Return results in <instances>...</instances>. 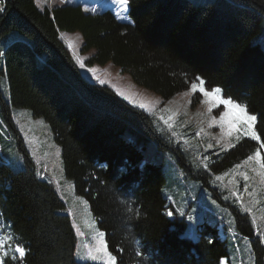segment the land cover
Here are the masks:
<instances>
[{"label":"trees","instance_id":"obj_1","mask_svg":"<svg viewBox=\"0 0 264 264\" xmlns=\"http://www.w3.org/2000/svg\"><path fill=\"white\" fill-rule=\"evenodd\" d=\"M3 3L0 116L13 132L22 167L0 161V221L26 249L24 257L9 252L6 264H101L75 259L70 214L52 183L36 173L14 125L11 108L20 106L48 123L63 173L88 202L117 264H221L227 256L219 223L199 221L196 238L184 233L186 217L174 212L163 193L161 162L148 157L164 155V149L230 208L236 229L250 241L254 264H264V241L248 214L223 201L211 183V173L258 142L243 138L212 154L207 168L194 167L156 131L143 108L84 76L60 36L78 30L80 52L93 49L87 66L111 62L163 99L201 77L208 90L219 87L225 98L246 105L264 140V49L252 41L264 21V0H129V20L108 7L86 11L80 2L51 8H40L36 0ZM10 32L13 39L1 46Z\"/></svg>","mask_w":264,"mask_h":264},{"label":"rangeland","instance_id":"obj_2","mask_svg":"<svg viewBox=\"0 0 264 264\" xmlns=\"http://www.w3.org/2000/svg\"><path fill=\"white\" fill-rule=\"evenodd\" d=\"M67 1L80 2L86 11H97L108 7L115 12L120 20H129L127 8L124 9L122 6H118L115 0H46L45 3L41 4H38L36 0V3L40 8L45 6L51 8L55 3H65ZM192 1L193 3H201L207 0ZM13 34L15 33L10 32L3 36L1 46L5 40L13 39ZM17 36L22 35L18 34ZM60 36L68 46L84 76L98 83H101V80L106 81L103 84L110 86L118 95L120 94L117 89L131 96L132 100L137 103H133L120 95L135 105L145 103L154 106L151 111L143 108L149 113L154 128L157 132L166 136L169 143L178 146L187 161L194 167L204 166L205 163L207 164L213 160L211 158L212 154L223 151L222 147L228 143L235 144L237 142L234 136H225L219 123H217L221 113L225 111L224 106L220 105L218 108H212L209 111V104L204 103L205 98L202 93L201 96L195 98L196 93L191 92L190 85L171 98L163 99L154 91L134 83L128 74L121 72L120 68L111 62L104 65L87 66L84 60L93 53V49L80 52L83 38L78 30L62 31ZM252 41L260 44L264 49V21ZM77 58L83 61L84 67L80 66ZM2 88L5 95H7L4 84H2ZM174 113L173 119L169 121V124H166L165 120L169 116H173ZM11 114L14 125L35 163L36 173L52 183L58 195L64 201L63 211L70 214L76 236L75 259L107 264V257L96 260L89 258V252L96 244L97 230H102L97 226L88 203L86 205L83 203L86 199L74 192L72 180L64 175L60 147L53 138L48 123L42 117L32 115L31 111L24 106L12 107ZM201 129H203L202 132ZM153 144L155 145L154 141ZM209 144L212 145L211 148L208 147ZM255 148H251L244 157L234 160L224 169L211 173V183L218 187L219 195L223 201L236 204L244 212H246V208L252 209L251 213H246L255 231L264 241V236L261 235V233H264V185L259 182L260 178L256 173L251 171V167H258V165L253 162L251 166L236 169L235 173L232 171L235 169V165L241 164L248 155L254 152ZM162 151L164 155L159 153L158 156L149 155L148 157L161 162L165 178L162 186L163 193L171 202L174 212L179 216L186 217L187 226L184 233L196 238V225L199 221L206 220L210 223H219L217 232L221 238L225 239L227 249V256L222 260H226L227 264H254L250 241L247 236L236 229L230 208L213 197L211 191L200 180L186 175L187 172L173 157L172 150L164 149ZM262 156H264V153H262ZM1 160L8 162L14 170L22 167V154L18 150L13 132L0 116ZM244 171L252 178L247 182L238 174ZM217 176L222 177V179L217 180ZM245 183L248 184L249 191L254 192L253 196L250 197L247 193H244ZM234 191L243 193L242 202L232 195ZM181 212L184 215H181ZM189 216L192 219H189ZM253 218H255V223H253ZM93 221H95L94 224ZM77 228H79V232H77ZM5 235L10 234L0 221V237ZM16 243L14 239L10 242L13 246ZM7 250L11 254L19 255L13 252L12 247Z\"/></svg>","mask_w":264,"mask_h":264},{"label":"snow or ice","instance_id":"obj_3","mask_svg":"<svg viewBox=\"0 0 264 264\" xmlns=\"http://www.w3.org/2000/svg\"><path fill=\"white\" fill-rule=\"evenodd\" d=\"M46 0H37L38 4L45 3ZM115 3L118 6H122L124 9L128 7L129 0H115ZM4 10V3L3 0H0V12ZM71 46V45H70ZM4 55V53L0 52V56ZM78 62L80 63L81 67H84V63L80 58H77ZM198 81V83H197ZM102 84L106 81L101 80ZM190 90L193 93H196L197 91L199 93H202L204 99V103L209 104V111L212 110V108H218L220 105H223L225 108V111H223L220 115V119L217 123H219V126L227 137H235V140L239 142L243 138H249L252 141L258 142V147L255 148L254 152L251 155H248L247 158L242 161L241 164L235 165V169L232 170L235 173L236 169H240L243 166H251L254 162L258 167H251V171L253 173H256V175L260 178V183L264 185V156H262V153H264V140H262V134L257 130V116L254 114H250V112L247 109L246 105L240 104L233 100L231 97L225 98L224 95H222V90L219 87L211 88L209 91L205 87V81L201 77H195V79L190 84ZM119 94L123 96L125 99H128L132 101L133 103H137L136 101L132 100V97L125 94L124 92L117 89ZM158 103V102H157ZM139 107L141 108H147L149 111L152 110V107L147 105L145 103H139ZM175 113L173 116H169L167 120H165L166 124H169V121L173 119ZM163 119V117H161ZM215 119V118H213ZM171 126V125H169ZM201 132L203 129L200 130ZM219 143V141H217ZM209 148L212 147L211 144L208 145ZM235 147L234 144L228 143L226 146L222 147V150H227L228 148ZM207 159V157H205ZM204 167L207 168L208 165L205 163ZM240 176L243 177V180L245 182L249 181L250 178L248 173L246 171L239 172ZM217 180L222 179V177L217 176ZM244 193H247L248 196H253L254 192L249 191V186L247 183L244 185ZM232 195L236 196L237 200H240L242 202L243 200V193L233 192ZM82 199V198H80ZM83 203L86 205L88 202L86 200L83 201ZM246 212L251 213V208H246ZM168 215H173L172 211L168 212ZM181 215H184L183 212H181ZM189 219H192L191 216H189ZM93 224L95 221L92 222ZM253 223H255V218H253ZM75 227V225H74ZM79 228H77V232H79ZM262 236H264V233H261ZM14 239V237L10 235H5L3 237H0V264H6V261L4 260L5 257L9 256L8 248L12 247L13 252L19 254V257H24L26 254V249L24 246H22L19 242H17L14 246L10 244V242ZM104 257H107V264H117V257L112 255V253L108 250V244L105 240V233L103 231L97 230L96 235V244L95 246L90 250L89 252V258L92 260L96 259H103ZM221 264H227L226 260H222Z\"/></svg>","mask_w":264,"mask_h":264},{"label":"crops","instance_id":"obj_4","mask_svg":"<svg viewBox=\"0 0 264 264\" xmlns=\"http://www.w3.org/2000/svg\"><path fill=\"white\" fill-rule=\"evenodd\" d=\"M115 13V12H114Z\"/></svg>","mask_w":264,"mask_h":264}]
</instances>
